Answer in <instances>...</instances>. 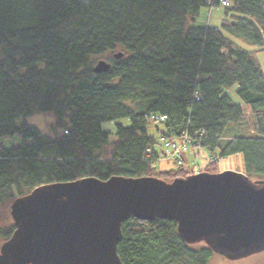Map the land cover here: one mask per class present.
Listing matches in <instances>:
<instances>
[{
  "label": "trees",
  "instance_id": "1",
  "mask_svg": "<svg viewBox=\"0 0 264 264\" xmlns=\"http://www.w3.org/2000/svg\"><path fill=\"white\" fill-rule=\"evenodd\" d=\"M203 8L220 11L219 28L194 25ZM263 36L264 0H0V207L84 178L169 183L192 174L188 155L210 174L240 156L241 173L264 181V71L247 50ZM102 56L110 68L95 74ZM46 113L52 138L26 123ZM151 124L164 127L158 141ZM13 136L21 143L7 148ZM184 136L181 164L166 159L175 168L156 172L160 138ZM13 231L0 230L4 242ZM121 236L122 264H209L214 255L184 243L172 221L130 219Z\"/></svg>",
  "mask_w": 264,
  "mask_h": 264
},
{
  "label": "water",
  "instance_id": "2",
  "mask_svg": "<svg viewBox=\"0 0 264 264\" xmlns=\"http://www.w3.org/2000/svg\"><path fill=\"white\" fill-rule=\"evenodd\" d=\"M109 68L100 60L93 72ZM9 217L14 231L0 264H122L116 249L130 219L172 221L184 243L233 262L264 252V181L237 171L169 183L84 178L35 188L11 203Z\"/></svg>",
  "mask_w": 264,
  "mask_h": 264
},
{
  "label": "rangeland",
  "instance_id": "3",
  "mask_svg": "<svg viewBox=\"0 0 264 264\" xmlns=\"http://www.w3.org/2000/svg\"><path fill=\"white\" fill-rule=\"evenodd\" d=\"M194 25L196 27H209V28H219L221 25V17H220V11L216 8L209 9V8H203L200 12L199 17L196 19ZM264 41V36H263ZM247 50L254 53V56L256 60L259 62L261 69L264 71V45L262 48L254 47V48H247ZM106 56L99 57L98 60H105ZM96 64V62H95ZM227 94L232 98L235 99V95L233 93V89L230 91H227ZM54 118L51 113H46L43 115L34 116L31 118L26 119V123L29 126L35 127L42 136L52 138L55 135V131L51 130V127L53 125ZM119 124L123 126L129 125V120L123 119L118 121ZM22 124L21 121H17V126H20ZM101 128L109 133H114L115 126L111 122L103 123ZM158 129V132L157 130ZM147 133L154 137L155 140L158 141L159 133H162L164 131V127L162 125H147L146 126ZM110 140H114L113 137H110ZM5 146L7 148L11 147L12 145L20 144L21 140L17 136L9 137L4 142ZM158 151H160V148H157ZM207 154L204 151L200 152V157L198 156L197 161H203V157H206ZM188 158L185 160V167L188 169L191 167L195 162L194 159H189L190 156H187ZM175 168L174 163L170 160L160 161L158 164H156V172H163L166 170H170ZM217 172H223V171H242V159L240 156H229L223 158L215 167ZM9 203L5 202L4 206L0 207V230L3 228H7L10 225H12V221L9 217ZM4 243L3 238L0 236V247ZM209 264H264V252H261L259 254L250 256L245 259L237 260V261H227L221 256L213 255L211 258Z\"/></svg>",
  "mask_w": 264,
  "mask_h": 264
},
{
  "label": "built area",
  "instance_id": "4",
  "mask_svg": "<svg viewBox=\"0 0 264 264\" xmlns=\"http://www.w3.org/2000/svg\"><path fill=\"white\" fill-rule=\"evenodd\" d=\"M222 5H227L226 2L222 1ZM165 116H149L148 120L154 121V122H163L165 121ZM161 144V159L160 160H166V159H172L177 162L178 165L181 164V154L186 151V149L190 146L189 140L187 137H183L180 141H172V140H167L165 138H160L159 140ZM192 173L194 175L199 173V168L197 165H194L192 167Z\"/></svg>",
  "mask_w": 264,
  "mask_h": 264
}]
</instances>
